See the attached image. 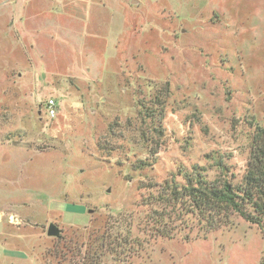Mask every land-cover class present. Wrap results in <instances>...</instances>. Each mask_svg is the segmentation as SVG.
<instances>
[{
    "label": "rangeland",
    "instance_id": "374dc122",
    "mask_svg": "<svg viewBox=\"0 0 264 264\" xmlns=\"http://www.w3.org/2000/svg\"><path fill=\"white\" fill-rule=\"evenodd\" d=\"M255 123L264 0H0V264H77L49 226L108 222L133 247L106 264H264L240 216L159 209L180 167L242 180Z\"/></svg>",
    "mask_w": 264,
    "mask_h": 264
},
{
    "label": "trees",
    "instance_id": "16d2710c",
    "mask_svg": "<svg viewBox=\"0 0 264 264\" xmlns=\"http://www.w3.org/2000/svg\"><path fill=\"white\" fill-rule=\"evenodd\" d=\"M253 127L242 180L234 181L236 177L218 157L212 158L214 170L218 173L213 180L209 179L206 167L194 166L191 170L180 167L177 175L164 182L159 209L164 206V214L167 206L188 211L205 221V226L215 229L228 225L231 216L238 215L258 226L264 235V126L255 123ZM178 178L182 181H177ZM156 214L161 216L159 211ZM161 218L160 226H163L165 216ZM97 229L90 231L85 227V232L75 231L78 238L60 236L57 252H63L64 248L72 250L74 257L79 259L77 264H106L105 257L110 248L126 252L133 247V232L129 225L123 234L116 233L109 222ZM160 232L164 236L167 234ZM63 259H66L65 255Z\"/></svg>",
    "mask_w": 264,
    "mask_h": 264
},
{
    "label": "water",
    "instance_id": "95a60500",
    "mask_svg": "<svg viewBox=\"0 0 264 264\" xmlns=\"http://www.w3.org/2000/svg\"><path fill=\"white\" fill-rule=\"evenodd\" d=\"M47 234L48 236L52 237H60L61 236V232L60 230L58 229V227L55 225V224H51L49 226V229L47 231Z\"/></svg>",
    "mask_w": 264,
    "mask_h": 264
},
{
    "label": "built area",
    "instance_id": "2783aa9c",
    "mask_svg": "<svg viewBox=\"0 0 264 264\" xmlns=\"http://www.w3.org/2000/svg\"><path fill=\"white\" fill-rule=\"evenodd\" d=\"M47 107H48V113L51 117H55L56 116V104H55V101L53 100H50L47 104Z\"/></svg>",
    "mask_w": 264,
    "mask_h": 264
},
{
    "label": "crops",
    "instance_id": "0c3cea01",
    "mask_svg": "<svg viewBox=\"0 0 264 264\" xmlns=\"http://www.w3.org/2000/svg\"><path fill=\"white\" fill-rule=\"evenodd\" d=\"M5 213H1L0 214V222L2 221L3 222V217H4Z\"/></svg>",
    "mask_w": 264,
    "mask_h": 264
}]
</instances>
